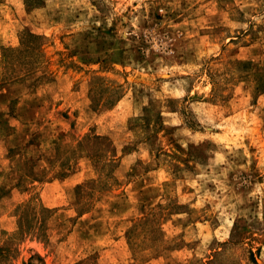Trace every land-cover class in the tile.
Listing matches in <instances>:
<instances>
[{
  "label": "rangeland",
  "instance_id": "1",
  "mask_svg": "<svg viewBox=\"0 0 264 264\" xmlns=\"http://www.w3.org/2000/svg\"><path fill=\"white\" fill-rule=\"evenodd\" d=\"M0 264H264V0H0Z\"/></svg>",
  "mask_w": 264,
  "mask_h": 264
}]
</instances>
